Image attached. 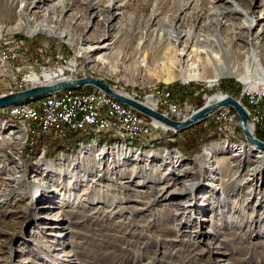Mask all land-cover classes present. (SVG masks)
<instances>
[{"label":"rangeland","instance_id":"obj_1","mask_svg":"<svg viewBox=\"0 0 264 264\" xmlns=\"http://www.w3.org/2000/svg\"><path fill=\"white\" fill-rule=\"evenodd\" d=\"M73 1L76 8L82 12L80 19L76 20L69 14L68 16H65L63 20L52 22V24H54L57 32H62L64 30L68 31L69 35L73 38L74 45L70 46L65 41L60 40L57 37V33L48 34L37 31L33 34L25 31V29H4L6 23L9 25L15 20L14 14L8 17L5 15L4 10L6 7V0H0V38L1 36H6L7 39H16L18 37L24 38L23 46L26 47L27 50L30 49L27 53L28 58H31L33 49L40 45L47 46L48 53L51 56L50 62H55L59 56L68 58L71 55L76 54L78 56L77 62L79 71L75 78L87 75L95 78L101 77L108 84L115 86L117 89L144 102L149 97L170 92L171 99L180 104L181 114L179 119H183L192 111L203 106L210 96L216 93H221L222 95L228 94L223 93L222 89L231 94L239 92L240 97L243 98L241 92L242 88L246 87V85L235 75L220 77L215 81L210 82L206 80L189 79L190 73L194 68L192 65H189V63L180 66L178 58L172 56L173 52L171 51L170 46L167 45L168 42H173L175 40L172 36V29L174 28L172 24L176 22L175 17L178 15L183 16V18L186 19L187 23H183L185 24L183 27L190 28V26H192L194 35H202L201 37L208 38L209 42L216 45L218 35H215L214 23L209 15L215 0ZM237 1L245 8L246 6H249L251 11H253L250 12L252 16H258L261 8L260 4H262L264 0ZM85 2L89 5L98 6V8H101V11L111 9V12L118 13L114 20V25H119L120 33L114 37V47L111 52H109V50H102V52L99 51L88 54L79 48V46L82 48L84 47L83 44L79 43L83 37L99 36L103 32L101 21H96L91 17L90 9H87ZM194 18H197L198 21ZM89 21L92 24V27L87 26ZM259 23H262V21L260 20L258 22V25L254 27V30L259 28ZM180 26H182V24H180ZM260 38V44L257 45L256 48L258 51V59L263 58L264 56V33ZM198 48L203 50V52L210 48L216 50V47L211 44L201 45ZM100 53H105V57L108 56V58L100 59L92 65V62H89V60ZM52 55H54L55 58ZM239 59V62H241L243 57L239 56ZM245 65H248L247 67L249 68L254 66V63L251 58H246ZM242 70L240 69L236 72L239 73V71ZM105 71H108V73L105 74ZM180 71H183L185 80L180 78ZM169 72L178 74L177 78L171 82L163 81L164 77ZM233 80L237 84H234ZM258 83H256L255 86ZM92 87L94 86H83L75 89L87 90ZM40 100L41 99H36L32 101L31 104L35 105ZM237 100L242 103L241 99ZM242 104L244 107L246 106L245 101ZM8 107L0 108V112L5 114L9 109ZM226 107L232 108L230 106ZM230 110L233 111L232 109ZM157 111L161 113L163 112L162 109ZM148 119L153 120L151 118ZM1 120L6 124V127L0 129V138L6 136V134H8L7 132L11 129L23 127L18 119H16L18 121L17 125H14L10 120H6L0 116V121ZM238 127L240 128V126ZM238 127L231 131H227V129L219 130V125L216 123L213 114L207 119L177 132L173 130H164L161 126H157L152 129L150 134L132 139L125 137L115 138L116 136L114 137L111 135V132L106 133V135H96L95 139H92L93 141L89 140L86 143L78 145L73 152L65 153L60 150L58 151L57 156L53 158L45 156V148H43L38 141L39 136L48 135L51 139L55 140L63 139L66 134L63 136H52L48 133L42 132L38 134H30L31 132L29 133V130L26 134L24 131L25 139L19 152V159L14 160V163H11V166H13L12 173L13 171L15 173V175L13 173L14 178L16 179L15 183L23 180H33L34 176L36 175L39 177V174H48L53 178H56L59 174L71 176L73 172L72 170L76 166L78 169L73 173L79 171L86 175L83 181L78 182L80 185L75 189L76 191L79 188H83V182H90L94 177L99 178L97 175L98 172L104 173V175L99 179L101 182H96L100 185L110 184V186H113L116 191L106 193L101 199L97 192L94 191L89 193L86 199L90 204L88 208L81 210L73 207V205L76 204L73 196L74 191L64 190L66 196L72 193L71 198L66 200L68 201V205L64 208L69 211L70 208H74L75 210L71 213L64 212L65 216L60 219L61 221L56 222L54 220V223L47 225V228L44 227V222L46 220L42 216H49V209H42L41 207H43L42 205H50V202L54 203L53 199L49 201L51 198L49 197V193H42V196L47 195L48 197H44L46 200L43 203L40 202L38 204L41 198V193L36 191V189H32L22 202L18 203L17 206H12L11 209H14L15 211L10 213L6 211L4 212L0 207V264H101L96 260L91 259L87 250H93L94 248L91 247L93 244L106 240L107 236L112 233H117L116 230L121 226L120 220H123L125 216L132 218L133 222L136 224H140L141 218H144L143 222L141 221L140 227H135L134 225L126 226L127 230L132 231L125 235L126 240L142 241V238L139 240L137 238L138 235L134 234V232H137L141 228H145V231L148 234H159L161 242L156 243L157 246L153 247L155 250L154 256L156 257V261L158 260L157 264H264V235H256L255 230L257 228L255 227L254 231L251 230L252 232L249 235H244L243 232L247 230L248 227H251L250 222L247 226H241L240 229L237 228L239 223L246 222L248 219L247 217L251 214L253 208L259 213H264V200L261 202L260 206L256 207V199L252 198L254 192L260 197L262 194L260 192L264 191L262 188L263 185H261L260 181H255L253 186L247 184L244 187L232 184L227 187V193L229 195L224 203L225 205L222 204L216 207L212 206L211 203H204V201L200 200L202 196L209 193L206 191L207 189H199V191L196 189L191 195L187 193L189 195L187 197V194L174 197L172 200L173 202L184 204V207H182V210L180 209V211L184 210L188 213L187 215L185 214L186 216L184 215L182 219L178 217L179 220L174 221L175 224H178V228L180 229L179 233L180 231H183V233L186 234L185 236L177 237V239H189L191 242H195L194 247H189L191 250L188 253L175 250V248H181L182 246L178 241L169 244L175 236L161 230L157 220L150 221L154 224H146L144 222L148 219L152 220V213L159 209H163V204L168 205V203H166L168 201L152 204L147 210H145L141 209L144 208L141 202L148 200L147 197H139L140 193H136L138 189L144 191L150 190L152 187L171 183L177 178H182V176L179 175L182 173H179L174 177L168 176L166 178H159V175H156L143 180V178L140 177V172L150 168H157L161 163L158 156L154 155L153 157L150 156L146 159L144 155H142L143 152L151 153L153 151L156 153L155 150L179 152V155L184 159L182 162H177L179 163L177 166L180 168L182 165H195L191 162L193 158L202 154L206 144L214 143L215 149L210 152V156L213 159L230 156L231 153L235 152L238 153V156L235 158L237 161L235 163V169H238L239 171L242 169L245 171L246 169L253 167L258 159H264V152H257L252 149L250 145L245 146L244 149V145L248 142L246 143L241 128L238 130ZM81 134L90 135L83 131ZM256 137L259 138L257 135ZM234 138L238 139L240 142L237 141V143H234ZM60 141L63 142L64 140ZM89 145H102L108 150L112 147H120L131 151V153L139 154L142 159L136 162L131 161V158L119 159L115 153L113 154L110 150L109 154H105L104 159L100 160L101 165L99 168L101 171H98L93 167L86 173L84 172V170H86L85 167H87L89 163L93 165V159L88 158L78 164H75V161H62V164L58 169L55 167L52 168L50 165L51 163H48L56 161L58 158H65L68 155H74L79 148L88 147ZM118 150L121 153L122 150ZM112 151H114V149H112ZM98 152L99 150L97 147H92L91 153L88 155L93 157ZM173 152L172 154H174ZM143 157L146 160H143ZM102 163H104V165ZM132 167L133 171L136 173L132 175V183L129 185L130 187L128 186L126 189L124 188V190L123 187H119L122 186L119 184V182L123 180L122 174L124 173L122 172L126 171L127 175H130L129 171ZM195 168L201 177L200 185L205 186L208 183V175H205V169L199 168L197 164L195 165ZM3 174L4 173L1 172L0 176ZM95 187L97 188V185H95ZM98 187L100 186L98 185ZM251 189H253V193L250 195V203L247 205V202H243L240 197H249V194L247 195V193L248 190ZM180 191L181 190H178L177 192ZM120 193L129 195V200L127 202L123 201L122 203H117L115 198L113 199L112 197L115 194L118 195ZM149 193H147V195ZM212 193L213 196L220 200L225 198V192L223 191ZM142 194L143 193H141V195ZM195 194L201 204H206L204 209L208 211L205 215L203 209L191 211V213L187 211L196 203V198L194 197ZM239 198L241 200H239ZM61 201L57 204H53L56 205L54 206V211L61 209V203L63 205L64 202H66L65 200L63 202ZM84 204H87V202H84ZM233 204L240 208V212H242V214H239L240 216L234 212L232 208ZM27 205H29V207H27ZM31 206L35 207L34 211L31 210ZM101 206L102 208H100ZM117 206H124L126 210L123 213L117 212L115 215L104 213V210H111L114 207H116L117 210ZM128 206H137L138 210L132 213ZM95 208L98 211H94ZM213 210L214 212H212ZM81 211L83 214H87L91 218H79L77 214ZM2 212H4L5 215H1ZM217 212L220 213V215H218L220 219L218 217L215 219L213 216ZM33 216L34 219L32 218ZM184 219L190 220L193 225H184ZM177 224L175 227H177ZM63 226H65V228L61 230ZM214 226L218 233L211 235L208 231L213 229ZM89 240H92L93 242L87 243ZM209 240H212L213 242ZM82 241L84 242V246L78 248L77 242ZM122 246H125V244H122ZM80 250L82 252H79ZM166 250L173 252L174 256L169 259H165V257L163 258V253ZM39 258H41V260H36ZM162 258L168 261L161 262L160 260ZM144 261H149V259L147 258V260H143L138 264H143L145 263ZM111 262H106V264H111ZM117 263L132 264L123 261H118Z\"/></svg>","mask_w":264,"mask_h":264},{"label":"bare ground","instance_id":"obj_2","mask_svg":"<svg viewBox=\"0 0 264 264\" xmlns=\"http://www.w3.org/2000/svg\"><path fill=\"white\" fill-rule=\"evenodd\" d=\"M85 3L87 5V9H90L91 17L96 21H101L103 25V32L99 36L83 37L79 43L83 44L84 47L82 48L79 46V48H81L88 54L99 51L102 52V50H109V52H111V50L114 47V37L120 33L119 25L116 24L114 25V20L117 17L118 13L111 12L110 11L111 9L101 11V8H98V6L89 5L87 4V2ZM213 4L214 5L210 10L209 15L211 16L210 18L214 23L215 33H216L215 35H218L216 45L209 42L208 38L201 37L202 35L199 34L194 35L192 31L193 30L192 26H190V28L183 27L185 25L183 23H187L186 19H184L183 16L178 15L175 17L176 22L172 24L174 26V28L172 29V36L175 38V40L173 42L170 41L167 44L170 46L171 51L173 52L172 56L178 58L180 66L187 63H189V65H192L194 69L190 73L189 79L206 80L210 82V81H215L220 77H229L231 75H235L239 78V80L243 84L246 85V87L255 88L259 83L264 82V56L263 58L258 59V54H257L258 51L256 50L257 45L260 44L259 41L261 39L260 36H262L264 33V1L262 2V4H260L261 8L259 10L260 13L258 16H252L250 12L253 11H251L250 7L246 6L245 8L237 0H215ZM4 11L7 17L12 14H14L15 17L14 18L15 20L11 24L8 25L6 23V25H4V29H10V30L25 29V31L33 34L34 32L37 31L45 32L48 34L57 33V37L60 40L65 41L70 46L74 45V41L73 38L69 35V32L66 30L62 32H57L52 22H59L69 14L72 16V18L76 20L80 19V17L82 16V12L78 10V8H76V5L73 0H6V7ZM194 19L198 21L197 18ZM260 20L262 21V23H259V28L257 30H254V27L258 25V22ZM180 24H182V26H180ZM87 26L92 27L90 21L87 23ZM205 44L214 45L216 47V50L210 48L209 50L203 52V50L198 48L201 45H205ZM105 53L103 54L100 53L93 56L91 60H89V62H92L93 65V63L99 61L100 59L108 58V56L105 57ZM239 56L243 57V60L241 62H239L240 60ZM246 58H251V60L254 63V66L248 68L247 67L248 65H245ZM240 69L243 70L237 73L236 71ZM107 73L108 71H105V74ZM177 76L178 74L174 72H169L166 74L163 81L171 82L175 80ZM180 76L182 80H185L183 71H180ZM62 80H67V79H62ZM256 83L258 84L255 86ZM119 91L124 93L121 90ZM241 95L245 101V105H246L244 107L246 108L245 110H248L249 112H256V101L250 99V97L248 96V92L244 90V88H242ZM55 98H57L58 100L68 99V91L61 90L59 92H54L49 96L39 98L41 100L35 105L52 103ZM223 98L224 97L221 93H216L210 96L206 103L209 104L216 101H220ZM145 103L148 106L154 108V106L151 104L150 99L147 98V100H145ZM33 106L34 104L31 103H22V104L11 105L9 106V108L27 109V108H32ZM7 112L14 118L18 119L19 123L23 127L11 129L9 132H7L8 134H6V136L0 138L1 140L0 141V173L1 172L4 173L2 176H0V207L4 212L6 211L10 213L15 211L14 209H11L12 206H17L18 203L22 202L24 198L27 197L29 191L32 189H36V191L41 193V198L38 204L40 202L43 203L46 200V198L44 197H48L47 195L42 196V193H49L50 194L49 197H51L49 201L53 199L54 203L57 204L61 200L66 201L71 198L72 193L66 196L64 190H70L72 192L74 191L73 196H74V202L76 204L73 205V207L81 210L88 208L90 204L86 199L89 193L95 191L97 192V194L100 195V199H101L106 193H109L110 191H116V189L113 186H110V184L100 185L98 183L101 182L99 180L100 177L104 175V173H99V172L97 173L99 178L94 177L92 178V180H90V182L87 181L83 182L82 184L83 188H79L76 191L75 189H77L78 185H80V183L78 182L83 181L86 176L85 174H83V172L80 173L79 171L73 173L78 169V167L76 166L72 170L73 172L71 176L69 175L65 176V174H59L56 178H53L50 177L51 175L48 174H41V175L39 174V177L35 175L33 180H23L15 183L16 180L14 178L15 173L13 171L14 173L13 175L12 173L13 166H11V163H14V160L19 159L20 156L19 152L22 143L24 142L25 139L24 131L27 134L29 130V133L31 132L30 134H34L35 128H33L32 123L27 122V117L14 116L11 110H8ZM156 124L158 126H161L164 130H171L163 123L156 122ZM4 127H6V124L3 123L1 120L0 129H3ZM67 127L69 129L76 130L77 132L78 131L86 132L87 134H90L94 137H96V135H106V133H108V132H98V129L95 128H80L77 124L73 123L72 120L64 119V118H54L53 122L45 121V123H42V132H47L50 135L57 136L61 134ZM111 135H113L114 137L116 136L115 138L125 137L130 139L143 136L139 134L125 133V132L111 133ZM237 141L240 142L238 139L234 138V143H237ZM248 143L244 145V149L245 146L250 145V147L255 151L264 152V149H259L255 145ZM92 147H97L99 152L93 157H90L88 154L91 153ZM104 147L105 146L102 145L101 146L89 145L88 147L79 148L74 155H68L65 158H58L56 161L48 162V163H51L50 165L52 166V168L55 167L56 169H58V167H60V165L62 164V161H66V160L75 161V164H78L79 162L85 159L88 158L93 159L94 160L93 165L95 166L89 163L87 167H85L86 170H84V172L86 173L89 172L93 167L96 168V170L101 171V169L99 168L101 165L100 160L104 159V155L109 154L110 150L113 154L115 153V155L119 159L131 158V161H135V162L142 159L140 158L139 154L131 153V151H128L127 149H122L120 147H112L110 150H108L107 148L105 149ZM112 149H114V151H112ZM118 149L122 150L121 153L119 152ZM214 149H215L214 143L206 144L204 146L202 154L195 156L191 161L193 162V164L195 165L197 164L199 168L205 169L206 171L205 175H208V183L205 186L200 185L201 177L199 173L195 170L196 169L195 165L192 164L186 166L182 165V167L179 165L180 168L177 166V164H179L177 162L184 161V159H182L183 157L179 155V152H173V151L166 152L164 150H155L158 155L153 151L151 153L150 152L142 153V155H144L146 159H148L150 156L153 157L155 155L158 156V158L161 160V163L157 168H150L140 172V177L143 178V180H146V178H150L156 175H159V178L160 177L166 178L168 176L174 177L177 176V174L182 173L179 174L180 176H182V178L179 179L177 178L171 183H166L160 186L152 187L150 190H145V191L138 189L136 192V193H140L139 197L146 196L148 199L144 202H141L144 207L141 209L147 210L149 206L152 204L168 201L166 202L168 203V205L163 204L164 205L163 209H159L158 211L152 213L153 214L152 220L148 219L144 222L146 224H151L153 222L150 221L157 220L159 224V228L161 230H163L165 233L173 234L175 238L172 239L169 244H172L173 242L176 241L180 242L182 245L181 248H175V250L178 252L185 251L186 253H188L191 250L189 247L190 246L194 247L195 242H191L189 239H181V240L177 239V237L185 236L186 234H184L183 231H180L179 233L180 229L178 228V224L176 223L177 227H175L176 224L174 223V221L179 220L178 217L182 219L184 215L185 214L187 215L188 213L184 210L180 211V209L182 210V207H184V204H178V202H173L172 200L174 197L176 196L178 197V195H184L187 193L191 195L193 191H195L196 189L197 191H199V189L200 190L207 189L206 191H208L209 193H206L204 196H202L200 200L204 201V203L205 202L211 203L212 206L216 207L226 202V199L229 195L227 193L228 190L227 187L231 186L232 184L238 185L239 187L242 186L244 187L247 184L249 186H253V183L255 181L257 182L260 181L261 185H263L262 188L264 190V171H263L264 159H258L256 161L257 163L254 164L253 167L246 169L245 171H243L242 169L239 171L238 169H235L236 167L235 163L237 162L235 158L238 156V153L233 152L231 153L230 156L213 159L210 156L211 154L210 152L214 151ZM172 152L174 154H172ZM145 158L143 160H146ZM102 164L104 165V163ZM129 172L130 175H127L126 171L122 172L124 173L122 174L123 180L119 182V184H121L122 186L119 187L121 188L123 187V189L124 188L126 189L132 183V175H134L136 172L133 171V167L130 168ZM95 185H97V188L95 187ZM98 185L100 187H98ZM178 190L181 191L177 192ZM252 190L253 189L248 190L247 195L249 194V197L247 196L240 197L243 202L245 201L247 202V205H249L250 203V195H252L253 193ZM216 191L225 192V196H224L225 198L223 200H220L215 196H213L212 192H216ZM141 193L143 194L141 195ZM147 193L149 194L147 195ZM260 193H262L260 197H258L255 192L253 193L252 196V198L256 199L257 202L256 207L260 206L261 202L264 200V191ZM187 196L189 195L187 194L186 197ZM194 197L196 198V194ZM112 198L113 199L115 198L117 203H122L123 201L127 202L129 200V195L120 193L118 195L115 194ZM240 198L239 200H241ZM67 202L68 201L64 202L63 205L61 203L62 208L57 211H54V206L56 205H53L54 203L52 202H50L51 203L50 205H42L43 207L41 208L49 209V213H50L49 216H42L46 220L44 222L45 228H47V225L54 223V220L56 222L61 221L60 219L64 218L65 216L64 212L71 213L75 210L74 208H70L69 211L66 208H64L65 206L68 205ZM84 202H87V204H84ZM205 205L201 204L198 201V198H196V203L190 208V210L187 211L191 213V211H198L203 209L205 215L208 211L204 209ZM27 207H29V205H27ZM117 207H118L117 210L116 207H114L111 210L110 209L104 210V213L115 215L117 214V212L123 213L126 210L124 206H117ZM128 207L129 209H131L132 213L138 210L137 206H128ZM100 208H102V206ZM232 208L234 212H236L238 215L240 213L242 214V212H240L241 211L240 208L235 206V204H233ZM34 209L35 207L31 206V210L34 211ZM94 211H98V210L95 208ZM4 212H2L1 215H5ZM212 212H214V210ZM218 215H220L219 212H217L213 216L216 219ZM77 216H79V218L82 219L91 218L87 214H83L82 211L78 213ZM32 218L34 219V216ZM247 218L248 219L246 220V222L239 223L237 225V228L240 229L241 226L243 227L247 226V224H249L250 222L251 227H248V229L243 232L244 235L245 234L249 235L252 232L251 230L254 231V227L257 228L255 230L256 235H261V234L264 235V213L261 212L259 213L253 208L251 214H249ZM143 219L144 218H141L140 224H136L133 222L132 218L125 216L123 220H120L121 226L116 230L117 233H112L107 236L106 240L93 244L91 246L94 248L93 250L92 249L87 250L91 256V259H94L101 264H106V262H111V261H113L111 262V264H118L117 263L118 261L138 264L139 262L143 260H147L148 258L149 261H144L145 263L143 264H157L158 260L156 261V257L154 256L155 250L153 249V247L157 246L156 243L161 242L159 234L157 233L148 234L146 233L145 228H141L137 232H134V234L138 235L137 238L139 240L142 238L143 239L142 241H136V240L131 241V240H126L125 238V235L132 232L131 230H127L126 226L134 225L135 227L138 226L140 227L141 221L143 222ZM183 224L187 226L189 224L190 226L193 225L188 219H184ZM214 225H215V220H214ZM64 228L65 226H63L61 230H63ZM208 233H211V235L212 234L215 235L218 233V231L214 226V228L208 231ZM89 242H93V241L92 240L87 241V243ZM122 244H125V246H122ZM82 246H84L83 241L77 242L78 248H81ZM97 247L99 252L97 250ZM79 252L82 251L80 250ZM173 256H174L173 252H169L168 250H166L163 253L162 257L163 258L165 257V259H169L172 258ZM163 258L160 260L161 262L168 261V260H164ZM36 260H41V258ZM169 264H173V263H169Z\"/></svg>","mask_w":264,"mask_h":264},{"label":"built area","instance_id":"obj_3","mask_svg":"<svg viewBox=\"0 0 264 264\" xmlns=\"http://www.w3.org/2000/svg\"><path fill=\"white\" fill-rule=\"evenodd\" d=\"M23 42L22 37L0 38V96L36 85L75 78L78 74L76 54L68 58L58 55L55 62H50L51 56L47 46L40 45L33 49L31 58H28L27 53L30 49L27 50ZM244 90L248 92L250 99L256 101V112L246 110L253 123L254 133L258 132L264 136V82L255 88L244 87ZM67 91L66 100L55 98L52 103L34 105L27 109L8 107V110H11L14 116L27 117V122L32 123L35 128V134L42 132V123L53 122L54 118L70 119L80 128H95L98 132H125L143 136L150 134L152 129L158 126L155 121L96 87ZM148 99L156 110L162 109L163 114L179 119L181 107L171 99L170 92ZM214 118L219 130H232L239 126L237 113L231 111L229 107L218 109L214 113Z\"/></svg>","mask_w":264,"mask_h":264},{"label":"water","instance_id":"obj_4","mask_svg":"<svg viewBox=\"0 0 264 264\" xmlns=\"http://www.w3.org/2000/svg\"><path fill=\"white\" fill-rule=\"evenodd\" d=\"M83 86H94L105 94L119 100L125 105L130 106L131 108L147 116L148 118H151L156 122L163 123L175 132L189 128L192 125L207 119L222 107L230 106L236 111L238 115V124L241 128L245 140L255 145L259 149H264V141L256 137L254 133L253 123L248 116L243 104L229 94L223 95L224 98L220 101L209 104L205 103L203 106H201L197 110H194L188 116L178 120L157 111L156 109L148 106L144 101H140L127 94L126 92H120L117 88L108 84L101 77L95 78L93 76L87 75L80 78H71L54 83L33 86L28 89L5 94L3 96H0V108L34 101L44 96L51 95L52 93L60 90L75 89Z\"/></svg>","mask_w":264,"mask_h":264},{"label":"trees","instance_id":"obj_5","mask_svg":"<svg viewBox=\"0 0 264 264\" xmlns=\"http://www.w3.org/2000/svg\"><path fill=\"white\" fill-rule=\"evenodd\" d=\"M233 83L237 84L234 80H233ZM222 92L223 93H228V94H230L231 96H233V97H235L237 99H241L242 103H244V100H243V98L240 97L239 92H237L235 94H231L229 92H226V90H224V89H222ZM29 103H32V101H29ZM230 109H232L234 111L233 108H230ZM0 116L2 118L6 119V120H10L14 125L18 124V121L13 116L8 114V112H6L5 114L0 112ZM238 119L239 118H238V115H237V120ZM238 130H240L239 127H238ZM80 132L81 131L77 132L76 130L69 129L67 127L60 135H57V136H62V135L66 134L63 139H55V140H53L48 135H40L38 141H39L40 145L43 148H45L44 149L45 150V153H44L45 156L49 157V158H53V157L57 156L58 151H60V150L65 152V153L73 152L75 147H77L78 145L86 143L89 140L93 141L92 139H95V137L92 136V135H84V134H81ZM256 135L260 139L264 140V136L262 137V135L260 133L256 132ZM43 137H45V138H43ZM60 140H64L65 142L64 141L61 142ZM206 141H208V140H206ZM32 158H34V157H32Z\"/></svg>","mask_w":264,"mask_h":264}]
</instances>
